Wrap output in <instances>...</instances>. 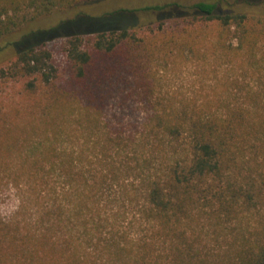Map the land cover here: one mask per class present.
Segmentation results:
<instances>
[{
    "label": "trees",
    "instance_id": "trees-1",
    "mask_svg": "<svg viewBox=\"0 0 264 264\" xmlns=\"http://www.w3.org/2000/svg\"><path fill=\"white\" fill-rule=\"evenodd\" d=\"M89 1L0 0V43L40 16ZM226 4L81 14L0 46L13 44L12 68L51 89L55 68L45 41L66 36L72 83L82 95L48 98L51 106L77 108L30 145L35 218L30 228L0 225V264H264V110L253 108L261 98L166 97L149 78L150 24L115 26L135 12L156 14L157 36H171L194 57L204 48L203 57L257 64L264 97V14ZM68 25L91 27L64 31ZM96 55L109 62L97 64ZM224 230L235 235L228 250L209 255L204 232Z\"/></svg>",
    "mask_w": 264,
    "mask_h": 264
},
{
    "label": "rangeland",
    "instance_id": "rangeland-1",
    "mask_svg": "<svg viewBox=\"0 0 264 264\" xmlns=\"http://www.w3.org/2000/svg\"><path fill=\"white\" fill-rule=\"evenodd\" d=\"M197 1L200 0L81 2L71 8L40 16L35 21L16 29L0 43V46L5 45V42L18 41L32 31L55 28L60 23L72 20L81 14L102 16L119 9H133L147 4L179 2L183 5H191ZM235 1L229 0V3L233 4L232 6L226 4L225 8L232 7L248 13L264 14V0H237L238 3ZM132 16L117 23L115 21V26L137 22L145 29L146 24H150L147 34L144 35L149 37L147 44L151 49L146 63L151 69L149 78H154L157 91L161 94L175 98L235 94L243 100L247 93H250L261 98L260 104L253 108L259 111L264 110V97L259 95L261 87L255 73L257 64L250 65L243 62L242 58L229 61L213 56L210 52H207V57H203L202 53H206L204 48H200L199 57H194L179 44L176 46L171 41V36H157L156 14L135 12ZM90 27L68 25L63 28L64 31H82ZM63 28L60 31H63ZM66 38V36L58 35L45 41V47L51 52L55 68L52 72L54 88L51 89L43 87L38 75H27L12 68L17 52L13 44L0 48V67L6 70L5 76L0 77V225L18 222L21 226L28 225L30 228L33 224L37 206L33 200L35 196L28 189L27 179L30 178L28 159L37 153H32L30 145L34 139L37 140L60 127L58 124L62 115L71 111L74 113L76 107L51 106L48 98L59 95L61 91L72 98L82 97L79 88L72 83L71 62L64 51ZM89 38L88 34L84 36L88 46ZM95 57L98 58L97 64L109 62V59L97 55ZM259 65H263L262 62ZM30 82H33L35 86H30ZM56 118H58L57 122L54 121ZM229 224L231 227L234 226V223ZM204 233L209 255H224V251L228 250L227 243L235 237L228 230L221 231L217 236L212 232Z\"/></svg>",
    "mask_w": 264,
    "mask_h": 264
}]
</instances>
